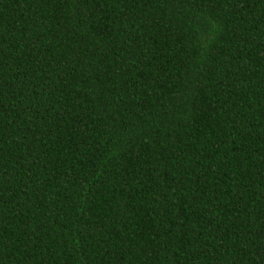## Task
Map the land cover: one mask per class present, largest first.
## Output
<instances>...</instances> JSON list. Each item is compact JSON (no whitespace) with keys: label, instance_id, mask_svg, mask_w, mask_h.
Masks as SVG:
<instances>
[{"label":"trees","instance_id":"trees-1","mask_svg":"<svg viewBox=\"0 0 264 264\" xmlns=\"http://www.w3.org/2000/svg\"><path fill=\"white\" fill-rule=\"evenodd\" d=\"M0 264H264V0H0Z\"/></svg>","mask_w":264,"mask_h":264}]
</instances>
